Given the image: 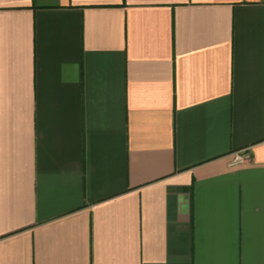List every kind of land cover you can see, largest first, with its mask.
<instances>
[{"label": "crops", "instance_id": "1", "mask_svg": "<svg viewBox=\"0 0 264 264\" xmlns=\"http://www.w3.org/2000/svg\"><path fill=\"white\" fill-rule=\"evenodd\" d=\"M0 264H264V0H0Z\"/></svg>", "mask_w": 264, "mask_h": 264}, {"label": "built area", "instance_id": "2", "mask_svg": "<svg viewBox=\"0 0 264 264\" xmlns=\"http://www.w3.org/2000/svg\"><path fill=\"white\" fill-rule=\"evenodd\" d=\"M235 159H236V161H240V160H242V157L241 156H237Z\"/></svg>", "mask_w": 264, "mask_h": 264}]
</instances>
